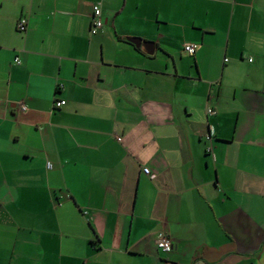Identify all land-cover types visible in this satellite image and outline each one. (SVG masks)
I'll return each mask as SVG.
<instances>
[{"label": "crops", "instance_id": "crops-1", "mask_svg": "<svg viewBox=\"0 0 264 264\" xmlns=\"http://www.w3.org/2000/svg\"><path fill=\"white\" fill-rule=\"evenodd\" d=\"M0 264H264V0H0Z\"/></svg>", "mask_w": 264, "mask_h": 264}, {"label": "built area", "instance_id": "built-area-1", "mask_svg": "<svg viewBox=\"0 0 264 264\" xmlns=\"http://www.w3.org/2000/svg\"><path fill=\"white\" fill-rule=\"evenodd\" d=\"M27 27V19L26 17L21 16L16 23V28L18 31H25ZM103 27V20L101 18V11L99 6L95 5L93 7V13L91 15V22H90V33L95 34L97 33L99 30H101V28ZM197 48L196 44L193 43H187L183 45V50L189 54V55H193L195 53V50ZM227 60V59H225ZM16 61H18L16 59ZM55 107H60L63 104H65V100H56L55 101ZM22 109H25V107L23 106ZM208 113H214V110L209 108ZM207 140L210 141L211 140V134L208 133L206 136ZM207 152H211L212 151V146L211 144L207 146L206 148ZM143 171L145 174H149V169L148 168H143ZM156 246L158 247V249H160L163 252H170L172 250V242L171 239L168 235L161 233L157 238H156Z\"/></svg>", "mask_w": 264, "mask_h": 264}, {"label": "water", "instance_id": "water-1", "mask_svg": "<svg viewBox=\"0 0 264 264\" xmlns=\"http://www.w3.org/2000/svg\"><path fill=\"white\" fill-rule=\"evenodd\" d=\"M126 39L127 41L133 43L136 47L142 46L148 54L153 52L152 50H149V47L153 45L151 42L142 41L139 37H127Z\"/></svg>", "mask_w": 264, "mask_h": 264}]
</instances>
